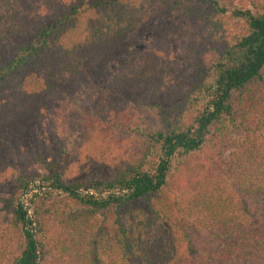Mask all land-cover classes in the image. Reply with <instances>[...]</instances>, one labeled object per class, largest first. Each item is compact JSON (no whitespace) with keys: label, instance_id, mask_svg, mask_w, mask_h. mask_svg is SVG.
<instances>
[{"label":"trees","instance_id":"obj_1","mask_svg":"<svg viewBox=\"0 0 264 264\" xmlns=\"http://www.w3.org/2000/svg\"><path fill=\"white\" fill-rule=\"evenodd\" d=\"M62 102L101 156L0 168V264H264V0H0V157Z\"/></svg>","mask_w":264,"mask_h":264},{"label":"rangeland","instance_id":"obj_2","mask_svg":"<svg viewBox=\"0 0 264 264\" xmlns=\"http://www.w3.org/2000/svg\"><path fill=\"white\" fill-rule=\"evenodd\" d=\"M194 32L195 29H189L187 31V36H191ZM80 93L82 94V97L79 95L75 96L78 106L82 107V110L88 111V104L91 101V96L88 94L83 95V92ZM76 108L71 104L62 102L56 118L53 121V125L50 123L49 126L47 125L43 130H41L40 135H38L34 140H29L23 143L25 148L24 154L19 152H17V154H13L10 152L8 157L5 155L0 157V159H4L6 162L0 167L2 173L9 171V168L16 163V159H19L21 163L29 162V164L34 166L35 169L41 171L45 170L48 164L59 162L60 169L61 166L62 169H64L62 177L65 180H69L77 176H83L87 173L88 169H93L94 163H97L99 156H101L104 144H101L100 147L81 145V142H79L80 136L78 137L77 134L78 126H73V124L79 122V113ZM111 152L113 153V151ZM191 173L192 169L188 171L185 176V180ZM198 174L200 176V172ZM37 184L39 185V182L36 179L29 183V188L34 189L31 191H35V186ZM183 185V182L176 184L173 190L175 192H179V188ZM41 190H44V187H41ZM31 191L28 189L21 195L20 198L23 206L26 207L27 212L29 210L27 207V198L32 193ZM92 194L96 195L94 192ZM57 196L60 197V195ZM15 240L16 239H13L11 241L9 254H14L18 250ZM51 262V264H75L74 259L72 258L63 259L55 258L54 256L51 257Z\"/></svg>","mask_w":264,"mask_h":264},{"label":"water","instance_id":"obj_3","mask_svg":"<svg viewBox=\"0 0 264 264\" xmlns=\"http://www.w3.org/2000/svg\"><path fill=\"white\" fill-rule=\"evenodd\" d=\"M92 193H93V191H90V192H89V194H92Z\"/></svg>","mask_w":264,"mask_h":264}]
</instances>
